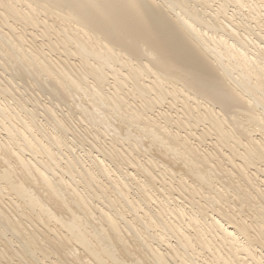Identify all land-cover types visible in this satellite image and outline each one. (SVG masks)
<instances>
[{"label": "bare ground", "instance_id": "obj_1", "mask_svg": "<svg viewBox=\"0 0 264 264\" xmlns=\"http://www.w3.org/2000/svg\"><path fill=\"white\" fill-rule=\"evenodd\" d=\"M0 264H264V0H0Z\"/></svg>", "mask_w": 264, "mask_h": 264}, {"label": "rangeland", "instance_id": "obj_2", "mask_svg": "<svg viewBox=\"0 0 264 264\" xmlns=\"http://www.w3.org/2000/svg\"><path fill=\"white\" fill-rule=\"evenodd\" d=\"M167 106H168V105L164 106V109H165V108H167L166 110H168V107H167ZM173 110L175 111V109H174V108H173ZM173 110H171V109H170V112L172 111V112L174 113V111H173ZM172 112H171V113H172ZM87 147L89 148V146H88V145H86V146H85V149H88Z\"/></svg>", "mask_w": 264, "mask_h": 264}]
</instances>
